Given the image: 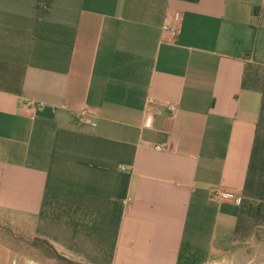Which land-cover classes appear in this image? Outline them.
Returning a JSON list of instances; mask_svg holds the SVG:
<instances>
[{"label": "crops", "instance_id": "obj_1", "mask_svg": "<svg viewBox=\"0 0 264 264\" xmlns=\"http://www.w3.org/2000/svg\"><path fill=\"white\" fill-rule=\"evenodd\" d=\"M0 221L77 264H264V0H0Z\"/></svg>", "mask_w": 264, "mask_h": 264}, {"label": "rangeland", "instance_id": "obj_2", "mask_svg": "<svg viewBox=\"0 0 264 264\" xmlns=\"http://www.w3.org/2000/svg\"><path fill=\"white\" fill-rule=\"evenodd\" d=\"M34 240L27 235H23L17 232L11 225L0 221V253L7 257L11 256L8 251L16 252L24 251L26 254H31L42 260L45 264H65L58 260L53 261L52 253L46 246L34 247ZM14 257V256H11ZM227 264H260V262L243 261L238 260L229 262Z\"/></svg>", "mask_w": 264, "mask_h": 264}, {"label": "built area", "instance_id": "obj_3", "mask_svg": "<svg viewBox=\"0 0 264 264\" xmlns=\"http://www.w3.org/2000/svg\"><path fill=\"white\" fill-rule=\"evenodd\" d=\"M163 33H164V35L165 34H169V35L175 37L176 34H177V28L175 26H173L172 24H170V23H166L165 26L163 27ZM169 42L173 43V42H175V39H170ZM31 104H34V103H31ZM87 114H88V112L86 110L83 111L82 115L78 118V121L80 123L85 122L86 119H87L86 118ZM151 121H152V117H150L148 115L147 118L145 119V126L148 127V128L151 127ZM156 149L158 151H163V148L161 146L156 147ZM214 196L217 197V198L225 197V198L235 199L236 202H238V203L241 202L240 198H234V196L231 195V194H224V193L219 192V191L215 192Z\"/></svg>", "mask_w": 264, "mask_h": 264}, {"label": "trees", "instance_id": "obj_4", "mask_svg": "<svg viewBox=\"0 0 264 264\" xmlns=\"http://www.w3.org/2000/svg\"><path fill=\"white\" fill-rule=\"evenodd\" d=\"M34 240L35 244H33L32 246L34 247H40V246H46L52 253V257L56 260H58L59 262L65 263V264H77L74 263L68 259H66L65 257L59 255L54 249L53 247L50 245V243H48L47 241L44 240H40V239H32Z\"/></svg>", "mask_w": 264, "mask_h": 264}]
</instances>
